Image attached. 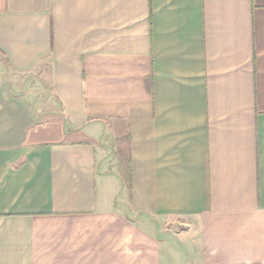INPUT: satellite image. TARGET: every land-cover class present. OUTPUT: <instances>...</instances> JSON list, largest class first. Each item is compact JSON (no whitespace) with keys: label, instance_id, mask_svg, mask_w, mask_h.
<instances>
[{"label":"crops","instance_id":"crops-1","mask_svg":"<svg viewBox=\"0 0 264 264\" xmlns=\"http://www.w3.org/2000/svg\"><path fill=\"white\" fill-rule=\"evenodd\" d=\"M0 69V264H264V0H0Z\"/></svg>","mask_w":264,"mask_h":264},{"label":"rangeland","instance_id":"rangeland-1","mask_svg":"<svg viewBox=\"0 0 264 264\" xmlns=\"http://www.w3.org/2000/svg\"><path fill=\"white\" fill-rule=\"evenodd\" d=\"M0 73L3 74V71L0 69ZM1 75V74H0ZM6 75V74H3ZM6 77V76H3ZM13 77V76H12ZM14 81L16 83V85H18V87H16L17 89H20V86H23V91L25 89H28L29 92L33 93L37 98H39L40 95H42V93L44 92H48V90H46V86H44L43 81L40 79V77L36 74H29L27 76H14ZM22 89V88H21ZM38 90H44L41 93L38 94ZM180 226L178 225L176 229H178Z\"/></svg>","mask_w":264,"mask_h":264}]
</instances>
